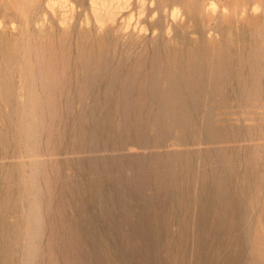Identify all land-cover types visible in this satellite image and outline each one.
Returning a JSON list of instances; mask_svg holds the SVG:
<instances>
[{"label": "rangeland", "instance_id": "rangeland-1", "mask_svg": "<svg viewBox=\"0 0 264 264\" xmlns=\"http://www.w3.org/2000/svg\"><path fill=\"white\" fill-rule=\"evenodd\" d=\"M0 264H264V0H0Z\"/></svg>", "mask_w": 264, "mask_h": 264}, {"label": "bare ground", "instance_id": "bare-ground-1", "mask_svg": "<svg viewBox=\"0 0 264 264\" xmlns=\"http://www.w3.org/2000/svg\"><path fill=\"white\" fill-rule=\"evenodd\" d=\"M214 7V6H213Z\"/></svg>", "mask_w": 264, "mask_h": 264}]
</instances>
